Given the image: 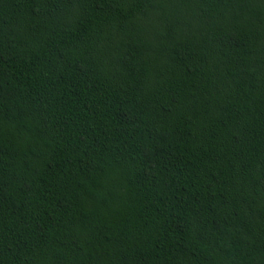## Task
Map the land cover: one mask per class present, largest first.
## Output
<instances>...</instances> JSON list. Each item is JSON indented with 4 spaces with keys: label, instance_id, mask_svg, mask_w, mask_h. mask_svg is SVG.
Masks as SVG:
<instances>
[{
    "label": "trees",
    "instance_id": "16d2710c",
    "mask_svg": "<svg viewBox=\"0 0 264 264\" xmlns=\"http://www.w3.org/2000/svg\"><path fill=\"white\" fill-rule=\"evenodd\" d=\"M0 264H264V0H0Z\"/></svg>",
    "mask_w": 264,
    "mask_h": 264
}]
</instances>
